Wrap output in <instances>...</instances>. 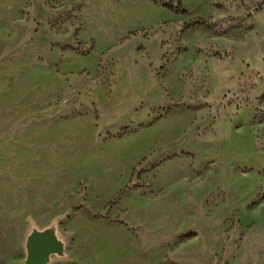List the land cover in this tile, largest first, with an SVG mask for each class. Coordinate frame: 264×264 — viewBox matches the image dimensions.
Masks as SVG:
<instances>
[{
    "label": "rangeland",
    "instance_id": "1",
    "mask_svg": "<svg viewBox=\"0 0 264 264\" xmlns=\"http://www.w3.org/2000/svg\"><path fill=\"white\" fill-rule=\"evenodd\" d=\"M30 217L64 264H264V0H0V264Z\"/></svg>",
    "mask_w": 264,
    "mask_h": 264
},
{
    "label": "water",
    "instance_id": "2",
    "mask_svg": "<svg viewBox=\"0 0 264 264\" xmlns=\"http://www.w3.org/2000/svg\"><path fill=\"white\" fill-rule=\"evenodd\" d=\"M61 217L40 226L32 217L24 239V264H51L54 260L68 259V239L60 230Z\"/></svg>",
    "mask_w": 264,
    "mask_h": 264
},
{
    "label": "trees",
    "instance_id": "3",
    "mask_svg": "<svg viewBox=\"0 0 264 264\" xmlns=\"http://www.w3.org/2000/svg\"><path fill=\"white\" fill-rule=\"evenodd\" d=\"M164 5L171 9H175L176 11H186L184 8H182L181 4H178L176 7L171 3H165ZM203 23H205L204 19L199 18V19L194 20L193 22L187 23L185 25V28H189L192 25L203 24Z\"/></svg>",
    "mask_w": 264,
    "mask_h": 264
},
{
    "label": "crops",
    "instance_id": "4",
    "mask_svg": "<svg viewBox=\"0 0 264 264\" xmlns=\"http://www.w3.org/2000/svg\"><path fill=\"white\" fill-rule=\"evenodd\" d=\"M33 218V217H32ZM36 221V220H35ZM37 222V221H36ZM37 223H39V222H37ZM46 226V225H45ZM65 261H67L68 262V260L67 259H62V260H54L51 264H64V263H66Z\"/></svg>",
    "mask_w": 264,
    "mask_h": 264
}]
</instances>
